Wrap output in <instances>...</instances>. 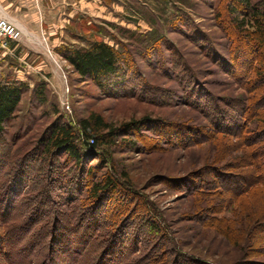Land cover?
Here are the masks:
<instances>
[{
    "label": "rangeland",
    "instance_id": "obj_1",
    "mask_svg": "<svg viewBox=\"0 0 264 264\" xmlns=\"http://www.w3.org/2000/svg\"><path fill=\"white\" fill-rule=\"evenodd\" d=\"M243 1L252 5L259 0ZM35 6L36 0H25L0 7V15L13 18L21 27L20 38L10 42L8 50L0 48V79H16L29 86L6 140L29 112L40 117L39 123L31 130L25 126L19 134H40L58 115L52 104L75 125L90 113L113 127L128 121L145 123L133 137L118 136L110 147L99 145L85 157L82 171L63 156L32 172L26 161L30 156L23 161L15 157L19 163L13 168L14 154H7L10 159L0 164V236L5 238L0 241V264L5 260L24 262L19 252L33 232L52 224L54 214L62 227L73 225L66 232L68 242L78 237L77 227L88 224L90 236L74 259L79 264L264 261V192H254V200L244 201L249 206L247 223L261 220L251 235L250 248L245 245L247 241L242 243L245 238L233 244L216 227H205L201 217L181 221L182 212L195 204L194 197L189 202L180 199L185 195L181 190L186 188L181 179L187 172L196 171L197 162L213 159L215 152L219 158L214 149L220 139L214 140L208 130L207 142L202 145L197 138L167 142L165 137L168 132L174 136L166 128L170 124L177 128L178 137H190L198 124L210 123L214 109L228 112L225 104L233 99L261 100L264 87L248 78L252 69L248 62L252 56L262 57L263 51L257 50L255 41L234 24L245 6L237 0H44ZM231 8L236 12L231 13ZM93 42H105L124 54L121 68L131 79L124 93H103L63 57V48H90ZM229 58L232 71L226 63ZM257 64L264 69L260 61ZM253 72L249 77H254ZM36 83H44L48 94V102L38 109L30 100ZM197 86L203 88L204 105L195 97ZM233 113L234 119L241 114L238 108ZM259 146L264 155V142L255 147ZM237 154L232 151L229 156ZM87 168L91 169L89 175ZM108 178L113 179L115 190L103 199L100 195L101 202L95 201L89 189ZM196 182L205 187L204 179ZM37 184L45 185L43 192ZM225 214L231 216L229 211ZM94 225L96 229H91ZM235 235L242 238L243 234ZM65 239L60 237L58 247L66 243ZM38 241L41 243L36 248L45 240L38 236ZM55 248V259L65 264V253ZM101 256L103 262L97 261ZM35 262L34 257L30 264Z\"/></svg>",
    "mask_w": 264,
    "mask_h": 264
},
{
    "label": "trees",
    "instance_id": "obj_2",
    "mask_svg": "<svg viewBox=\"0 0 264 264\" xmlns=\"http://www.w3.org/2000/svg\"><path fill=\"white\" fill-rule=\"evenodd\" d=\"M237 1L245 7L240 11L242 13L241 18H235V26L238 29H243L240 31L245 32V36L255 41L254 46L257 47V50L263 51L262 57L259 56L260 60L258 56H252L249 60V67L251 66L252 69L248 74V78L253 79L255 85L260 84L264 87V69H260L257 64L260 61L263 64H261V67H264V0H259L252 5L243 0ZM231 10V13L236 12L234 8H231ZM244 25L247 26V29L243 28ZM228 48L230 47L228 46ZM62 54L78 75L92 81L103 93L115 94V91L124 93L128 89L131 79L121 68V59L124 58V54L118 48L105 42H93L90 48H63ZM230 59L226 60V63L228 69L232 71ZM252 71H255L253 72L254 77H249ZM231 73L233 74V72ZM28 87L25 82L20 80L0 79V164L6 159H10L7 154L11 156V152H13L12 157L15 159L11 162L13 168L19 163L16 158H21L20 161H23L25 156H30L31 162L29 159L26 161L29 162V168L32 172L40 169L42 164L53 161L56 156H63L66 157L64 161L69 160L72 166H78V170L82 171L85 165V157L93 153L99 145L105 144L110 147L118 136L133 137L136 132L142 129L145 123L143 120H136L113 127L111 124L104 122L98 114L90 113L87 117L81 118L75 125L68 117L62 116L59 109H54L55 105L52 104L51 108L54 114L58 115L42 131H39L40 134L31 136L19 134V131L25 126H28L27 130H31L39 123L40 117L32 116L29 112L26 117H23V121L21 120L17 125L16 130L9 138L10 140H6L9 125L16 118L18 105L24 92L29 90ZM197 87L194 92L195 97L204 105L205 102L201 98L203 97V88ZM31 92L32 106L36 109L44 107L48 102V94L44 83H36ZM208 98L209 96H206V100ZM250 101V98H247V100L246 98H243V100L240 98L233 99L232 103L225 104L230 109L228 112L221 108L214 109L213 113L210 114V123L204 126L198 124V128H194L195 130L190 132V137H178L179 132L172 124L166 128L174 136L170 137L169 132L168 136L162 132L168 139L167 142H176L179 139L182 142H192L193 139L197 138V142L202 145L207 142V139H205V136H207L206 130L213 132L212 138L214 140L220 139L214 149V152L217 151L219 158H216L217 154L215 152L213 159L201 163L197 162L196 171L187 172L181 179V185H186V188L181 190V193L185 195L180 199L186 202H189L193 197L195 199V204L190 207V210L182 212L181 217L183 219L181 221L188 222L201 217L205 227H216V231L220 232L224 238H228L233 244L239 242L237 239L242 242L245 238L242 243L247 241L245 244L247 248L252 247L253 238L251 235L257 227L256 224L261 221L256 218L253 220L252 225L247 223L250 221L249 211L247 210L249 206L244 201L246 198H249L250 201L254 200V192H264V155L262 146L255 147L260 141L264 142V93L261 95V100ZM237 108L240 109L241 114L234 119L235 114L233 112ZM11 137L13 138L11 139ZM225 137H228L229 142ZM128 143L130 144V142ZM233 147L234 149H232ZM13 148L14 150H12ZM232 151H237L238 154L233 157L229 156ZM90 171L91 169H86L88 175ZM36 175H39V173H36ZM36 175L35 177L38 178L39 176ZM197 179H204L203 185L205 184V187L199 186L196 182ZM40 182L43 183V180L41 179ZM100 182L94 183L92 188L89 189L90 197H94L95 201H99L98 197L100 195L103 199L105 194H111L116 188L113 185L112 178H108L103 184ZM40 184H37V188L38 190L40 188L43 192L45 185ZM231 204L233 205L231 206ZM227 211L230 212L231 216H226ZM48 216L46 215L45 218ZM236 216L239 218H236ZM52 219L50 226L45 224L37 232H33L32 237L36 238V241L32 240V237L28 239L29 242L27 245L25 244L22 253L19 252L24 259V262L22 261L19 264H30L34 257L35 264H62L55 259V253H57L55 246L65 253L64 260H68L65 264H79L74 259L79 254L78 251L85 247L87 236H90L88 224L77 227L78 237L68 242L66 232L69 228L73 229V225L67 227V224L62 227L63 225L57 223L55 214ZM93 228L96 229V226L91 227V229ZM235 229L243 234L242 238H238L236 235V237L232 236L238 234V232L234 233ZM64 231L66 234L61 235ZM8 233L7 230L4 236ZM38 236L43 237L45 241L43 244H38L39 246L36 248L37 243H41L38 241ZM60 237L66 238V243L58 247L57 242L60 241ZM1 240L5 241V238L0 236ZM73 244L78 247L75 248ZM244 255H246L245 248ZM245 257L247 258V256ZM101 259L102 256L97 261L103 262ZM15 263H18V261L9 263L5 260V264ZM242 264H264V261L252 263L246 260Z\"/></svg>",
    "mask_w": 264,
    "mask_h": 264
},
{
    "label": "built area",
    "instance_id": "obj_3",
    "mask_svg": "<svg viewBox=\"0 0 264 264\" xmlns=\"http://www.w3.org/2000/svg\"><path fill=\"white\" fill-rule=\"evenodd\" d=\"M21 31L17 25L10 19L0 16V48L8 50L10 42L17 41L20 38Z\"/></svg>",
    "mask_w": 264,
    "mask_h": 264
},
{
    "label": "crops",
    "instance_id": "obj_4",
    "mask_svg": "<svg viewBox=\"0 0 264 264\" xmlns=\"http://www.w3.org/2000/svg\"><path fill=\"white\" fill-rule=\"evenodd\" d=\"M44 0H36V6L35 7H38V5H39V3L40 2H43ZM0 2L2 3H0L1 4V6L3 7V6H8V7H11V6H15V4H20L21 2H24L25 3V0H0ZM3 2H4V4H6V5H3ZM0 6V7H1ZM5 8V7H4ZM0 16H2V15H0ZM4 17V16H3ZM10 20H12L11 18H9ZM17 19V18H16ZM13 21V20H12ZM16 25H17V23H15ZM18 27V26H17ZM20 30H21V27L19 26L18 27Z\"/></svg>",
    "mask_w": 264,
    "mask_h": 264
},
{
    "label": "bare ground",
    "instance_id": "obj_5",
    "mask_svg": "<svg viewBox=\"0 0 264 264\" xmlns=\"http://www.w3.org/2000/svg\"><path fill=\"white\" fill-rule=\"evenodd\" d=\"M20 30V29H19ZM21 31V30H20Z\"/></svg>",
    "mask_w": 264,
    "mask_h": 264
}]
</instances>
